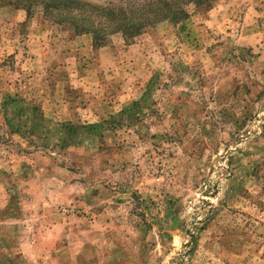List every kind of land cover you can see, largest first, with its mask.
Here are the masks:
<instances>
[{
  "label": "rangeland",
  "instance_id": "obj_1",
  "mask_svg": "<svg viewBox=\"0 0 264 264\" xmlns=\"http://www.w3.org/2000/svg\"><path fill=\"white\" fill-rule=\"evenodd\" d=\"M184 9L0 0V264H264V0Z\"/></svg>",
  "mask_w": 264,
  "mask_h": 264
},
{
  "label": "trees",
  "instance_id": "obj_2",
  "mask_svg": "<svg viewBox=\"0 0 264 264\" xmlns=\"http://www.w3.org/2000/svg\"><path fill=\"white\" fill-rule=\"evenodd\" d=\"M124 4H109L108 6H95L86 0H45V9L48 12H64L61 22L74 24L80 32H88L86 26L94 24V18L100 24L108 25L111 32H120L125 36H136L153 24L167 18H184L185 6L196 0H126ZM199 1V0H197ZM95 45L101 42L97 29L94 30Z\"/></svg>",
  "mask_w": 264,
  "mask_h": 264
}]
</instances>
